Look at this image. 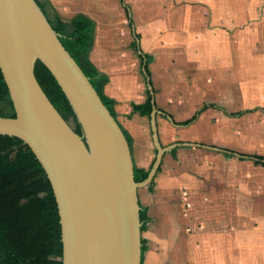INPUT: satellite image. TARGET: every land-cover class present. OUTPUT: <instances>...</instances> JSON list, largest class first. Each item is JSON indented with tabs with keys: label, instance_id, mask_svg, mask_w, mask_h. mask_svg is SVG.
<instances>
[{
	"label": "rangeland",
	"instance_id": "374dc122",
	"mask_svg": "<svg viewBox=\"0 0 264 264\" xmlns=\"http://www.w3.org/2000/svg\"><path fill=\"white\" fill-rule=\"evenodd\" d=\"M38 1L52 20L60 13L73 30L79 10H69L68 2L82 0ZM92 1L96 17L109 14L123 34L132 26L142 47L155 54L149 67L157 101L171 114L162 117L161 145L175 143L174 167L186 171L187 210L200 226L202 264H264V165L216 148L264 155V0L250 1L251 14L229 13L225 0ZM221 43L227 46L216 48ZM139 69L150 88L142 59ZM3 107L10 112L8 104ZM243 108L250 111L233 115ZM196 113L190 124L180 123ZM150 136L144 144L154 163L159 146L152 122ZM135 151L144 160L137 145ZM232 239L234 250L227 249Z\"/></svg>",
	"mask_w": 264,
	"mask_h": 264
},
{
	"label": "water",
	"instance_id": "95a60500",
	"mask_svg": "<svg viewBox=\"0 0 264 264\" xmlns=\"http://www.w3.org/2000/svg\"><path fill=\"white\" fill-rule=\"evenodd\" d=\"M38 0H0V67L16 116L0 115V133L28 143L52 182L62 224L63 264H143L139 186L131 145L118 119L67 49ZM38 59L57 78L82 132L42 87ZM153 92V90H152Z\"/></svg>",
	"mask_w": 264,
	"mask_h": 264
},
{
	"label": "trees",
	"instance_id": "16d2710c",
	"mask_svg": "<svg viewBox=\"0 0 264 264\" xmlns=\"http://www.w3.org/2000/svg\"><path fill=\"white\" fill-rule=\"evenodd\" d=\"M40 5L44 9V5L42 3ZM49 18L54 28L62 34L61 40L64 45L90 76L105 104L117 118L115 100L107 96L103 89L108 78L101 74L88 58L94 42V19L86 14H78L72 20L74 29L70 31V22L64 17L58 15L57 21ZM149 62L150 60L146 62V66L148 73L151 74ZM35 72L42 87L62 115L77 132L81 133V126L74 116L66 93L41 59L36 62ZM3 104L10 106V112L3 111ZM133 107L134 111L151 117L154 109L153 95L149 93L144 102L134 103ZM197 113L181 123L190 124L196 119ZM241 113L242 111H238L233 115ZM16 114L0 67V115ZM125 133L131 145L133 138L127 131ZM224 152L229 156L238 155L240 159H252L264 165V155L261 154H248L232 149H226ZM149 173L150 168L135 165L137 181L145 180ZM140 217L144 231L150 219L145 208H141ZM60 219L52 182L31 146L18 136L0 133V264H63ZM147 249L148 239L142 237L143 264Z\"/></svg>",
	"mask_w": 264,
	"mask_h": 264
},
{
	"label": "crops",
	"instance_id": "0c3cea01",
	"mask_svg": "<svg viewBox=\"0 0 264 264\" xmlns=\"http://www.w3.org/2000/svg\"><path fill=\"white\" fill-rule=\"evenodd\" d=\"M225 1L229 13L233 14L235 11L239 12L240 10L242 13L248 14L255 12V8L250 6L251 0ZM101 3L99 2L100 7ZM240 3L241 5L239 6L238 4ZM222 5L225 6L224 2ZM68 8L69 10L78 9L79 11H74L76 16L78 14H86L94 19V42L88 58L96 69L108 78L104 83V93L115 100L117 118L127 123L128 128L120 122L134 139L131 149L135 165L146 169L150 168L151 171L155 163H153L155 159L154 153L144 142H148L151 139L150 122H152V116L148 117L134 111L133 104L144 102L149 93H151L156 100L155 103L158 108L156 117L159 130L166 126L162 117L168 116L171 118L170 112L162 108L157 101L151 68L149 67L151 74L147 71L146 62L149 57L151 62L155 60L154 52L143 48V40L142 45L140 44V32H136L132 26L124 29L123 34L118 31L117 26L109 18V14L96 17L98 11H95L96 3H93L92 0H82L80 4L74 2L73 5L68 2ZM100 10L107 11L105 7H101ZM58 15L62 16L60 13ZM218 41L219 36L216 38L217 43ZM220 46L226 47L227 45L221 43L216 48ZM140 59L143 60V66L146 68L145 73L147 74L150 88L147 87L143 72L139 71ZM259 109L264 108L259 107ZM238 111H245L243 113L245 115L250 109L243 108ZM130 123L133 126L132 128L129 126ZM136 145L138 150L140 148L145 154V157H142L144 160H140V157L137 156ZM163 147L165 151L156 173L150 182L139 189L140 206L147 210V214L150 217L145 233V238L148 239L145 259L148 264H202L203 249L200 226H197L198 222L196 223L195 218L192 216V211L187 210L185 195L188 192V184L186 182L188 179L186 178V171L182 172L174 167V160L171 156L176 152L175 143ZM168 148L169 152H166ZM216 148L223 152L226 150L220 147ZM226 156L229 155L226 154ZM219 247L222 248V245ZM229 247L230 250H234L233 239L227 249ZM226 252L228 255L229 251L226 250ZM230 253L233 254V251H230Z\"/></svg>",
	"mask_w": 264,
	"mask_h": 264
},
{
	"label": "bare ground",
	"instance_id": "6f19581e",
	"mask_svg": "<svg viewBox=\"0 0 264 264\" xmlns=\"http://www.w3.org/2000/svg\"><path fill=\"white\" fill-rule=\"evenodd\" d=\"M133 127V126H132ZM136 128V127H135Z\"/></svg>",
	"mask_w": 264,
	"mask_h": 264
}]
</instances>
